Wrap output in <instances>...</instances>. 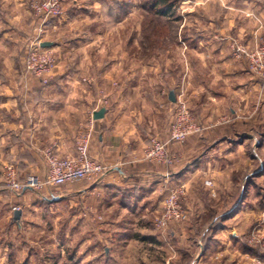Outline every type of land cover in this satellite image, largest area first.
I'll return each mask as SVG.
<instances>
[{
	"label": "crops",
	"instance_id": "obj_1",
	"mask_svg": "<svg viewBox=\"0 0 264 264\" xmlns=\"http://www.w3.org/2000/svg\"><path fill=\"white\" fill-rule=\"evenodd\" d=\"M211 1L216 0H207ZM26 2L0 0V179L6 164L20 167L25 175L32 173L43 178L47 171L44 149L56 144L61 154L73 153L80 128L92 124L91 155L106 166V173L95 182L84 180L64 185L56 198L68 207H77L85 220L100 219L104 208L117 205L123 209L119 211L130 208L132 214L142 217L144 209L152 207L154 195L166 188L170 178L180 181L228 157L231 148L225 143L229 139L224 135L215 138L213 134V141H206L210 146L200 158L182 168L186 169L182 173L144 159L143 151L152 133L162 140L168 138L174 122L172 104L183 94L189 95L192 109L200 112L197 116L205 126L203 134L221 132L230 126L218 121L228 107L238 118L245 115L243 111L250 105L254 107L249 112L251 117L257 116L264 106L263 83L248 71L247 58L238 50L248 41L243 36L249 37L253 46L258 43L256 33L253 34L256 27L247 28L246 20L240 19L239 11L251 8H235L221 0L218 11L208 12L207 33L197 39L175 40L171 50L159 44L162 49L151 52L154 57L139 64L136 49L130 54L123 51L126 56L119 55L112 40H102L100 32L91 31L96 26L91 22L100 15L101 3L82 0L92 4V15L84 14L78 35L70 36L64 43V55L58 57L50 81L44 84L26 75L16 60V52L22 47L20 40L23 35L28 37L30 29ZM22 15L27 18L23 20ZM73 20L70 18L65 24L68 33L75 29L71 26ZM232 34L239 37L232 38ZM132 43L134 48L138 47V42ZM148 43L146 47L150 48ZM160 43L167 44L164 38ZM188 60H195L197 68L185 66ZM136 64L141 66L140 70ZM88 76L94 79L92 83L84 81ZM171 92L175 101L170 99ZM101 108H106L104 116L95 119L94 112ZM32 189L35 188L14 195L0 183V224L18 223V209L22 211L20 219L24 217L22 202L27 193L38 192Z\"/></svg>",
	"mask_w": 264,
	"mask_h": 264
},
{
	"label": "rangeland",
	"instance_id": "obj_2",
	"mask_svg": "<svg viewBox=\"0 0 264 264\" xmlns=\"http://www.w3.org/2000/svg\"><path fill=\"white\" fill-rule=\"evenodd\" d=\"M99 1L100 15L94 22L90 21L96 24L91 31L100 32L102 40H112L117 45L119 55L126 56L123 51H130V54L136 49L134 53L139 64L152 59L154 54L151 52L162 49L159 44L163 49L171 50L175 40L197 39L198 35L207 33L208 12H216L221 6L218 3L221 0H197L199 3L196 0H170L172 9L165 15H158L152 7L155 0ZM225 1L235 8H251L240 10V19L241 22L246 20L247 28L256 27L253 28V34L256 33L258 39L256 45L262 42L264 0ZM34 2H26L30 29L28 37L23 35L24 39L20 40V51L16 52L17 63L20 61L25 74L26 54L31 42L41 33V19L33 10ZM91 10L92 4L68 0L63 4V12L47 22L46 30L40 35L43 42H51V46L46 48L56 56V66L58 57L64 55V43L70 36L78 35V26L83 22L84 14L89 13L91 16ZM24 16H21L23 20L27 18ZM70 18H74L71 21V26H75L72 33H68L65 25ZM158 36L163 37L167 44L151 43L150 48H147L148 38L157 39ZM236 36L232 34V38L239 37ZM243 38L250 39L247 36ZM248 41L243 46L253 48ZM132 42H138V47L134 48ZM155 57L156 62L158 57ZM245 57L248 62V57ZM187 62L185 66L190 69L197 68L195 60ZM137 68L140 70L141 66L137 65ZM202 69L198 68L199 71ZM139 73L142 75L141 71ZM85 79L94 81L89 76ZM101 91L104 92V89ZM261 93L264 105V88ZM188 100L189 95L183 94L174 105L170 103L174 120L178 104L182 102L197 122L202 124L197 116L200 112L193 110L192 101ZM250 109L254 107H246L243 111L245 115L237 118L238 115L235 117L236 114L228 107L218 120L220 124H230L228 128L217 133L203 134L202 131L190 135L184 141L171 142L168 151L176 160L168 166L175 171L181 170V173L186 170L182 168L200 158L210 146V142L206 141L210 139L212 142L213 134L215 138L227 136L229 143L226 142L225 146L230 145L231 153L226 159L213 166L208 165L209 168L207 166L198 174L188 175L180 181L170 178L166 188L156 193L155 199L150 201L152 207L142 210V217L132 214L130 208H126L125 212L119 211L123 209L117 205L104 208L100 219L90 217L85 220L77 207H68L62 199H56L64 185H48L36 189L38 192H28L27 199L22 202L26 212L24 217L18 219V223L11 224L8 221L0 224V264H264V135L261 134L264 132V106L254 117L250 116ZM154 136L159 137L152 133L149 140ZM239 142L241 147L238 146ZM261 167L262 170L257 172ZM16 168L22 182L32 176V173L25 175L20 167ZM4 169L5 166L3 175ZM2 178L0 183L4 184ZM173 190L182 192L179 200L182 216L159 226L157 219L163 212L165 199ZM23 191L11 192L21 195Z\"/></svg>",
	"mask_w": 264,
	"mask_h": 264
},
{
	"label": "built area",
	"instance_id": "obj_3",
	"mask_svg": "<svg viewBox=\"0 0 264 264\" xmlns=\"http://www.w3.org/2000/svg\"><path fill=\"white\" fill-rule=\"evenodd\" d=\"M66 1L68 0H35L33 10L41 19L39 26L41 33L46 30L47 22L63 12V4ZM41 33L31 42L24 64L26 74L39 77L44 84H47L57 60L53 51L43 47ZM238 50L248 57L249 71L262 80L264 87V40L253 48L240 46ZM84 81L92 82L85 78ZM103 102L108 104L105 97ZM204 129L205 126L197 122L189 108L181 102L178 104L176 117L168 138L165 140L156 136L150 138L149 143L144 148L143 157L152 163L172 165L176 158L170 156L169 144L184 141L190 135L200 133ZM92 131V124L80 128L73 153L61 154L56 144L47 146L43 151L47 168L43 178L31 176L26 182H22L19 179L16 166L13 164L6 165L3 175L5 186L13 192L20 193L26 187L40 189L48 185L63 186L84 180L91 182L100 180L105 175L107 168L100 160L91 155ZM181 193L180 190H173L165 199L163 212L157 219L159 226L182 216V207L179 202Z\"/></svg>",
	"mask_w": 264,
	"mask_h": 264
},
{
	"label": "trees",
	"instance_id": "obj_4",
	"mask_svg": "<svg viewBox=\"0 0 264 264\" xmlns=\"http://www.w3.org/2000/svg\"><path fill=\"white\" fill-rule=\"evenodd\" d=\"M173 4L170 3V0H155L152 4L153 9L156 10V13L159 15H165L167 14L171 9H172ZM159 7V8H158ZM156 29V28H154ZM160 29V28H159ZM158 35H161V30L159 31ZM157 39L153 38L150 39L148 38V41L152 44L157 45L160 43V40L163 39V37H159Z\"/></svg>",
	"mask_w": 264,
	"mask_h": 264
},
{
	"label": "water",
	"instance_id": "obj_5",
	"mask_svg": "<svg viewBox=\"0 0 264 264\" xmlns=\"http://www.w3.org/2000/svg\"><path fill=\"white\" fill-rule=\"evenodd\" d=\"M42 45L45 46V47L51 46V42H43ZM170 99L173 100V101H175V96H174V93L173 92H171ZM105 111H106V108H101V109L95 111L94 112L95 119L102 118L104 116V114H105ZM21 213H22L21 210H19V209L16 210V212H15V218L16 219H20Z\"/></svg>",
	"mask_w": 264,
	"mask_h": 264
}]
</instances>
